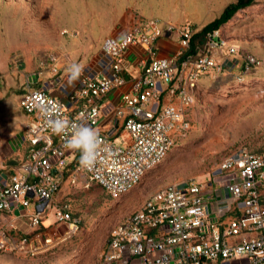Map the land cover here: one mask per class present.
Masks as SVG:
<instances>
[{"label": "built area", "instance_id": "built-area-1", "mask_svg": "<svg viewBox=\"0 0 264 264\" xmlns=\"http://www.w3.org/2000/svg\"><path fill=\"white\" fill-rule=\"evenodd\" d=\"M162 34L175 35L178 46L159 59L154 43ZM192 34L188 26L133 22L120 36L104 39L99 56L76 81L58 90V80L26 82L17 101L27 119L19 136L25 153L9 176L0 173V253L48 256L78 230L66 206L53 202L75 154L65 156L66 136L54 132L50 121L98 131L102 145L95 164L82 167L79 152L74 168L111 198L129 192L163 159L179 117V108L164 105L163 98L177 93L187 104L182 84L194 87L213 66L205 54L221 44L206 35L204 49L188 55ZM135 48L142 55L132 68L127 54ZM118 91L115 103L109 102L106 97ZM118 135L124 137L116 145L112 139ZM263 188L264 152L230 153L205 182L156 190L115 224L100 264H264ZM50 212L52 221L46 222Z\"/></svg>", "mask_w": 264, "mask_h": 264}, {"label": "rangeland", "instance_id": "rangeland-1", "mask_svg": "<svg viewBox=\"0 0 264 264\" xmlns=\"http://www.w3.org/2000/svg\"><path fill=\"white\" fill-rule=\"evenodd\" d=\"M234 1L0 0V147L9 144L0 149L2 171L24 154L19 143L24 125L9 124L22 113L17 101L27 81L58 80V90L68 85L71 65L82 71L93 65L111 31L153 20L175 30L188 26L194 34ZM211 35L221 44L205 54L213 66L204 69L194 87L182 84L189 102L180 103L177 93L163 98L164 105L179 108L163 159L115 199L74 167L67 169L53 202L66 206L77 222L76 234L48 256L0 253V264H100L111 228L153 192L188 180L205 182L237 150L264 152V0L237 11ZM206 41V35L197 39L199 52ZM123 137L112 142L117 145ZM71 152L66 149L65 156ZM51 221L50 212L46 222Z\"/></svg>", "mask_w": 264, "mask_h": 264}, {"label": "clouds", "instance_id": "clouds-1", "mask_svg": "<svg viewBox=\"0 0 264 264\" xmlns=\"http://www.w3.org/2000/svg\"><path fill=\"white\" fill-rule=\"evenodd\" d=\"M69 83L76 81L81 75L80 65L73 64L68 69ZM50 126L57 134L66 136V147L80 152L82 167L91 168L100 153L102 141L96 129L84 123H73L66 120L56 119L50 121Z\"/></svg>", "mask_w": 264, "mask_h": 264}, {"label": "trees", "instance_id": "trees-1", "mask_svg": "<svg viewBox=\"0 0 264 264\" xmlns=\"http://www.w3.org/2000/svg\"><path fill=\"white\" fill-rule=\"evenodd\" d=\"M253 1L254 0H235L233 3L226 5L221 10V12L218 14L216 18H214L209 23L205 24L198 32L192 34V36L189 39L187 54L193 55L195 53V49L197 47L196 45L197 39L203 38L205 35H211L213 32L217 31L221 26L227 23L237 11L250 6ZM74 154L75 155H74L73 161L66 166V168L64 169L63 175L67 169L68 170L70 168L72 169L77 164L78 158H79V152L74 150ZM18 162L19 161H17V163L9 161V164H8L9 170H6V171L12 172V170L15 169ZM2 169H0V173L2 174V176L6 175V171L5 170L2 171ZM260 203L264 206V188L260 191Z\"/></svg>", "mask_w": 264, "mask_h": 264}, {"label": "crops", "instance_id": "crops-1", "mask_svg": "<svg viewBox=\"0 0 264 264\" xmlns=\"http://www.w3.org/2000/svg\"><path fill=\"white\" fill-rule=\"evenodd\" d=\"M162 24H160V27H163V24H166V22H161ZM167 24H170V23H167ZM128 28V27H127ZM127 28H123L121 29V27L115 29V31H111L110 33L112 35L108 36V37H118L120 36L124 30H126ZM108 37H105L108 38ZM104 41V40H103ZM102 41V42H103ZM101 42V44H102ZM101 44H100V48H101ZM154 46H155V51H156V57L159 58V59H162V58H166L167 56L171 55L173 53V51L177 48V40H176V36L175 35H168V34H162L161 37H159L156 42L154 43ZM142 53L141 51L138 49V48H135V49H131V51L127 54V58L131 61V66L132 68H135L136 64V59L137 57H141ZM86 68H89V66H87ZM135 73V72H134ZM123 90V88H122ZM121 90V91H122ZM120 91L118 92H114V93H111L109 94L106 98L109 102L111 103H115L117 97H118V94H119ZM22 114V113H21ZM19 114L18 117H13L11 118V122L9 125H25L26 122H27V119L24 115H21ZM24 118L26 119V121L24 122ZM5 146L6 145H9L8 143H5L4 144ZM4 145H1L2 147ZM0 147V149L2 148ZM0 167H2V163H1V160H0Z\"/></svg>", "mask_w": 264, "mask_h": 264}, {"label": "bare ground", "instance_id": "bare-ground-1", "mask_svg": "<svg viewBox=\"0 0 264 264\" xmlns=\"http://www.w3.org/2000/svg\"><path fill=\"white\" fill-rule=\"evenodd\" d=\"M178 121V120H177Z\"/></svg>", "mask_w": 264, "mask_h": 264}]
</instances>
